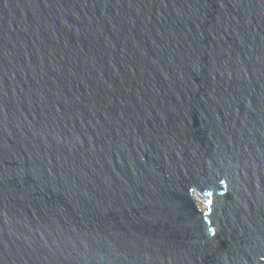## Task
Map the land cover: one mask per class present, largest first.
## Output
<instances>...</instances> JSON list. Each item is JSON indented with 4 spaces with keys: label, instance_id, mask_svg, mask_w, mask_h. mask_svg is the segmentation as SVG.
<instances>
[{
    "label": "water",
    "instance_id": "1",
    "mask_svg": "<svg viewBox=\"0 0 264 264\" xmlns=\"http://www.w3.org/2000/svg\"><path fill=\"white\" fill-rule=\"evenodd\" d=\"M0 264H264V0H0Z\"/></svg>",
    "mask_w": 264,
    "mask_h": 264
},
{
    "label": "rangeland",
    "instance_id": "2",
    "mask_svg": "<svg viewBox=\"0 0 264 264\" xmlns=\"http://www.w3.org/2000/svg\"><path fill=\"white\" fill-rule=\"evenodd\" d=\"M196 197L198 198L199 200V203L201 204V206L204 208V209H207V201L205 198H203L200 194L196 193L195 194Z\"/></svg>",
    "mask_w": 264,
    "mask_h": 264
},
{
    "label": "bare ground",
    "instance_id": "3",
    "mask_svg": "<svg viewBox=\"0 0 264 264\" xmlns=\"http://www.w3.org/2000/svg\"><path fill=\"white\" fill-rule=\"evenodd\" d=\"M196 196V195H195ZM198 199V198H197Z\"/></svg>",
    "mask_w": 264,
    "mask_h": 264
}]
</instances>
